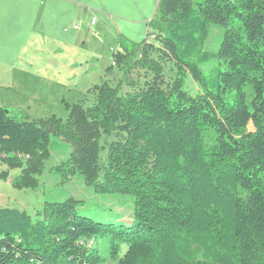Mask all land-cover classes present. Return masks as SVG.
<instances>
[{
	"label": "trees",
	"instance_id": "trees-1",
	"mask_svg": "<svg viewBox=\"0 0 264 264\" xmlns=\"http://www.w3.org/2000/svg\"><path fill=\"white\" fill-rule=\"evenodd\" d=\"M147 25L144 40L120 38L113 53L127 72L152 74L142 87L103 82L91 106L81 102L90 92L66 103V119H23L0 105V156L16 165L27 156L15 186L36 187L32 176L64 146L68 158L52 171L131 196L132 223L98 221L72 197L47 200L36 217L1 207L0 264H105L92 239H108L116 264H264V0H159ZM213 25L224 28L215 52L205 50ZM103 134L118 139L101 165Z\"/></svg>",
	"mask_w": 264,
	"mask_h": 264
},
{
	"label": "crops",
	"instance_id": "crops-1",
	"mask_svg": "<svg viewBox=\"0 0 264 264\" xmlns=\"http://www.w3.org/2000/svg\"><path fill=\"white\" fill-rule=\"evenodd\" d=\"M158 4L0 0V105L23 119H37L30 114L46 109L50 90H77L80 102L111 67L100 68V49L119 51L120 38L144 40L153 31L147 23Z\"/></svg>",
	"mask_w": 264,
	"mask_h": 264
},
{
	"label": "rangeland",
	"instance_id": "rangeland-1",
	"mask_svg": "<svg viewBox=\"0 0 264 264\" xmlns=\"http://www.w3.org/2000/svg\"><path fill=\"white\" fill-rule=\"evenodd\" d=\"M224 33V28L213 25L209 39L206 43L205 50L215 52L220 44ZM154 40V46L160 47V37L157 32H154L151 36ZM150 40V38H149ZM112 52V53H111ZM105 47L100 49L99 65L104 69L108 65L113 68L105 73V77L96 82L95 85L89 90V95L81 102L85 107L91 106L95 101L96 88L103 82L116 86L122 85V92L132 91L142 87L145 83L152 78V74L141 70L137 67L126 71V67L114 65L111 62L112 54ZM140 53L137 55V58ZM213 63L202 65V69L206 72L210 70ZM175 69L169 62L164 63V78L167 82H170L175 77ZM185 89L192 96L197 95L199 92V84L196 83L190 76L186 79ZM79 91L68 90L64 88L62 90H50L49 102L45 106L44 111H39L37 114H30L31 117H50L56 115L57 117L66 119L70 110L66 107V103L73 105L77 103V95ZM80 93V92H79ZM64 95V96H63ZM65 98L64 104L61 100ZM33 119V118H32ZM249 130L253 131V124H248ZM118 139L116 135H102L101 136V159L100 164L103 165L109 144ZM53 141L58 142L60 145L67 144L65 140L59 137H52ZM70 148V145H68ZM68 158V150L63 147H58L52 150L49 157L44 161V170L37 176H32L38 183L36 187H17L14 185V180L24 174L27 156L22 154V164H11L10 160L4 159L0 156V208L1 207H16L21 210L27 211L31 216L36 217L40 215L45 207L47 200L52 199H65L66 197H72L79 202V210L81 213L92 216L98 221H120L128 224L132 223L133 217V202L131 196L122 194L104 195L94 192L92 186L85 183L81 174L76 173L72 175L67 182L62 181V176L59 173H54V170L58 165ZM66 192V194H65ZM89 245L97 246L102 256L105 258V264H116L117 261H113L108 255V239L89 240ZM127 249V245H121V254Z\"/></svg>",
	"mask_w": 264,
	"mask_h": 264
},
{
	"label": "built area",
	"instance_id": "built-area-1",
	"mask_svg": "<svg viewBox=\"0 0 264 264\" xmlns=\"http://www.w3.org/2000/svg\"><path fill=\"white\" fill-rule=\"evenodd\" d=\"M149 41H152V38H150V40ZM114 64V63H113Z\"/></svg>",
	"mask_w": 264,
	"mask_h": 264
},
{
	"label": "bare ground",
	"instance_id": "bare-ground-1",
	"mask_svg": "<svg viewBox=\"0 0 264 264\" xmlns=\"http://www.w3.org/2000/svg\"><path fill=\"white\" fill-rule=\"evenodd\" d=\"M113 63H114V61H113ZM115 64V63H114Z\"/></svg>",
	"mask_w": 264,
	"mask_h": 264
}]
</instances>
